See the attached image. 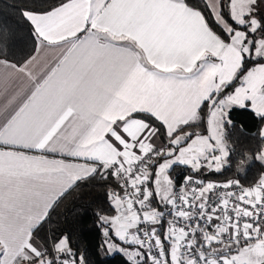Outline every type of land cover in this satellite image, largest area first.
Wrapping results in <instances>:
<instances>
[{
	"label": "snow or ice",
	"instance_id": "obj_1",
	"mask_svg": "<svg viewBox=\"0 0 264 264\" xmlns=\"http://www.w3.org/2000/svg\"><path fill=\"white\" fill-rule=\"evenodd\" d=\"M22 14L38 55L0 59V264H86L67 234L38 243L37 229L96 177L116 182L113 214L98 213L107 252L131 264H264V174L252 187L189 175L177 189L170 177L177 165H230L231 107L264 123V0H61ZM218 187L228 191L213 200Z\"/></svg>",
	"mask_w": 264,
	"mask_h": 264
},
{
	"label": "trees",
	"instance_id": "obj_2",
	"mask_svg": "<svg viewBox=\"0 0 264 264\" xmlns=\"http://www.w3.org/2000/svg\"><path fill=\"white\" fill-rule=\"evenodd\" d=\"M61 0H0V58L16 64L28 58L35 48V35L32 25L23 16V11L43 12L57 5ZM199 4L200 0H192ZM202 6V5H201ZM235 83V82H234ZM208 110H202V119L196 130L201 134L207 131ZM231 124L226 125L225 140L231 150L222 171L202 169L193 172L190 168L177 165L170 171V177L179 186L184 176L206 181L239 180L241 185L250 186L264 174V163L255 159V154L264 149V141L259 135L261 119L249 108L233 106L228 113ZM115 180L105 181L100 177L77 182L64 197L49 211L48 217L37 229L38 242L50 240L53 235L67 234L72 246L85 256L86 264H131L120 253L101 252L104 240L103 228L98 213L110 214L107 193L115 187ZM153 206L168 213L170 207L156 202ZM166 226V225H165ZM106 227V225H105ZM164 226L158 227L163 231ZM127 247V246H125Z\"/></svg>",
	"mask_w": 264,
	"mask_h": 264
},
{
	"label": "built area",
	"instance_id": "obj_3",
	"mask_svg": "<svg viewBox=\"0 0 264 264\" xmlns=\"http://www.w3.org/2000/svg\"><path fill=\"white\" fill-rule=\"evenodd\" d=\"M195 179V178H194ZM226 181H235V180H233V179H227V180H223V181H212V182H215L216 184H223L224 182H226ZM206 182H208V181H206ZM183 183V182H182ZM181 183V184H182ZM180 184V185H181ZM255 184V183H254ZM254 184H252V185H250V186H244V187H252ZM179 185V186H180ZM179 186H177V189L179 188ZM193 186H195V185H193ZM243 186V185H242ZM111 190V189H110ZM109 190V191H110ZM228 190L227 189H222V188H217L216 190H215V192L212 194V199L213 200H218L219 198H220V195H218V194H223V193H226ZM236 191L238 192L239 191V189H236ZM171 211V208H170V210L168 211V213ZM166 215H167V213H165ZM241 242H244V241H241Z\"/></svg>",
	"mask_w": 264,
	"mask_h": 264
},
{
	"label": "crops",
	"instance_id": "obj_4",
	"mask_svg": "<svg viewBox=\"0 0 264 264\" xmlns=\"http://www.w3.org/2000/svg\"><path fill=\"white\" fill-rule=\"evenodd\" d=\"M57 6H58V5H57ZM55 7H56V6H55ZM53 8H54V7H53ZM51 9H52V8H51ZM51 9H49V10H51ZM47 11H48V10H47ZM33 12H35V11H33ZM43 12H45V11H43ZM32 28H33V26H32ZM33 32H34V31H33ZM34 35H35V33H34ZM37 46H38V45H37V41H36V39H35V48H34V51H33V53H32L28 58H30V57L33 56V55H38V53H37V51H36V50H37ZM28 58H26L25 60H27ZM0 59H2V58H0ZM3 60H5V59H3ZM25 60H24V61H25ZM7 61H8V60H7ZM24 61H23V62H24ZM10 62H11V61H10ZM23 62H22V63H23ZM12 63H13V62H12ZM22 63H20V64H22ZM248 107L250 108V106H248ZM250 109H251V108H250ZM261 129H264V123H261V125H260V127H259V133H260ZM206 132H207V131H206ZM56 158H60V157L57 156ZM65 159H67V160H71L70 157H65ZM259 178H260V177H259ZM259 178H258V179H259ZM257 181H258V180H257ZM257 181H256V182H257ZM111 214H113V212L110 213V215H111ZM37 242H38V241H37ZM38 243H39V242H38ZM242 243H244V242H241V244H242Z\"/></svg>",
	"mask_w": 264,
	"mask_h": 264
},
{
	"label": "rangeland",
	"instance_id": "obj_5",
	"mask_svg": "<svg viewBox=\"0 0 264 264\" xmlns=\"http://www.w3.org/2000/svg\"><path fill=\"white\" fill-rule=\"evenodd\" d=\"M206 123H207V118H206ZM206 134H207V132L205 134H202V135H206ZM108 215H110V214H108ZM242 245H243V243H242ZM101 252H102V254L107 253V251L105 249H101ZM109 253H111V252H109Z\"/></svg>",
	"mask_w": 264,
	"mask_h": 264
}]
</instances>
